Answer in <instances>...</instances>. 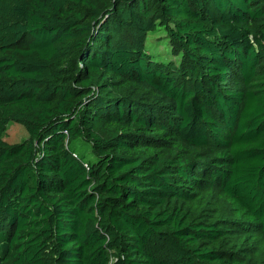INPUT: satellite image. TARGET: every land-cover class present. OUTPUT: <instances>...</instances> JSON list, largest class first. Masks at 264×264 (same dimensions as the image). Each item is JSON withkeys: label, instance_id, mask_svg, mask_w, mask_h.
I'll list each match as a JSON object with an SVG mask.
<instances>
[{"label": "trees", "instance_id": "16d2710c", "mask_svg": "<svg viewBox=\"0 0 264 264\" xmlns=\"http://www.w3.org/2000/svg\"><path fill=\"white\" fill-rule=\"evenodd\" d=\"M258 239L264 0H0V264H261Z\"/></svg>", "mask_w": 264, "mask_h": 264}, {"label": "rangeland", "instance_id": "374dc122", "mask_svg": "<svg viewBox=\"0 0 264 264\" xmlns=\"http://www.w3.org/2000/svg\"><path fill=\"white\" fill-rule=\"evenodd\" d=\"M163 37V32L153 34L151 36V48L148 51L154 54L158 60L178 62V56L172 53V50L168 47L167 40H164ZM27 137L28 132L25 126L18 122H10L3 133V138L10 143L21 142ZM206 202L207 207L217 209L222 218L231 217V206L228 200L220 195L217 190L206 193ZM252 246L255 248H250V252L252 253L254 259L258 258L261 264H264V240L258 239L252 243Z\"/></svg>", "mask_w": 264, "mask_h": 264}]
</instances>
